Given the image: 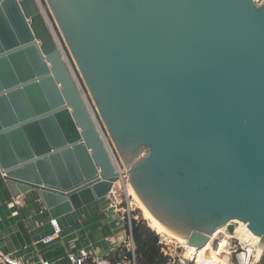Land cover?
Here are the masks:
<instances>
[{"label": "water", "instance_id": "water-1", "mask_svg": "<svg viewBox=\"0 0 264 264\" xmlns=\"http://www.w3.org/2000/svg\"><path fill=\"white\" fill-rule=\"evenodd\" d=\"M44 1L102 124L42 0H0V190L52 219L107 198L110 139L172 235L264 246V0Z\"/></svg>", "mask_w": 264, "mask_h": 264}, {"label": "crops", "instance_id": "crops-1", "mask_svg": "<svg viewBox=\"0 0 264 264\" xmlns=\"http://www.w3.org/2000/svg\"><path fill=\"white\" fill-rule=\"evenodd\" d=\"M112 196L57 219L62 233L51 243V217L35 192L10 201L0 190V254H10L24 264H71L68 255L86 249L93 261L123 257L129 231L123 206ZM89 261L87 264H94Z\"/></svg>", "mask_w": 264, "mask_h": 264}, {"label": "built area", "instance_id": "built-area-1", "mask_svg": "<svg viewBox=\"0 0 264 264\" xmlns=\"http://www.w3.org/2000/svg\"><path fill=\"white\" fill-rule=\"evenodd\" d=\"M48 20H49V24H50L51 28L53 29L54 33L58 37L61 49L66 54L68 62L70 63V65L74 69V67L71 63V60L68 57L67 52H66L65 48L63 47V44H62L61 40L59 39V36L56 32V29L54 26L55 24H53V22L49 18V16H48ZM78 84L82 90L83 95L85 96V98L89 102V104L91 103L92 109L94 111L93 113H95L96 117L100 121V119L97 115V111H96L95 107L92 105V102L90 100V96H89V94H87V90L82 85L79 78H78ZM110 146H111V143H110ZM111 148H112V146H111ZM112 150H113V148H112ZM113 153L115 155V158H117L114 150H113ZM116 162H117V166L119 168V172L122 175V184L123 185H121V186L124 189V193H127L128 192L127 191V180H128L127 170L124 168V166L122 165V163L120 162V160L118 158H117ZM119 187L120 186L118 184L116 186V188L113 189V191L110 194V196H112L114 198L115 207H117V208L120 204H122V200H123L122 199V193L119 191ZM127 195H129V194H127ZM126 200H127V207H123V210L125 213V219L127 221V230L129 231V238H128V241L125 243V245L122 246L123 257L122 258L117 257V259L106 258V259H100V260L93 261V258L91 257L90 253L86 249H80L78 252H71L68 255L67 258L71 264H87V263H89V261H93L94 264H136V255H135V249L136 248H135L133 238L131 236L132 217H133L132 216V209L130 206L131 202H130V199L128 196H127ZM50 223H51V226L53 228V234L44 239V243H48V244L51 243L55 237L59 236L62 233V228H61L57 219H51ZM158 236H159V244H161L163 246L164 251L170 256L169 264H176V260H177L176 256L179 257V255H177V254H178V250L180 251L181 247H178L176 245L175 240L169 238V236H166L165 234H159ZM211 242H212V240H211ZM241 242H243V241H240V244H241ZM123 247H126V250L132 254L131 260H129L127 258L126 253H125L126 250ZM234 253H235V263L234 264H261V263L264 264V250L262 252H259L255 247L248 245V243H245L244 245L243 244L240 245V248L236 249L234 251ZM0 264H24V263H22L20 260L16 259L14 256H12L10 254H0ZM39 264H51V262L46 261V260H41Z\"/></svg>", "mask_w": 264, "mask_h": 264}, {"label": "bare ground", "instance_id": "bare-ground-1", "mask_svg": "<svg viewBox=\"0 0 264 264\" xmlns=\"http://www.w3.org/2000/svg\"><path fill=\"white\" fill-rule=\"evenodd\" d=\"M127 191H128V194L133 197L135 202L142 209L145 219L150 222L151 226L153 227L154 230H156L158 234L167 233L169 235H166V234L165 235L169 236V238H171L170 236L175 237L176 239H178V241H182L184 242L183 244L187 245V242L185 240L172 235L149 214V212L142 205V203L140 202V200L138 199L137 195L134 193L132 188L128 185H127ZM233 223L235 225V229L232 233H229L226 227L220 228L212 236V242L210 241V243H208L203 248L199 249L197 247H190L187 245L188 246V252H187L188 257L193 260H196L197 264H227V262L222 259V253L225 252V253L230 254L228 251H226V247H227L226 238H229L232 236L237 237L238 239L242 240L244 243H248V245H251L252 247H255L259 252H262L264 250L263 249L264 246L262 245L261 238L259 236L253 234L251 237H249L247 234H245L248 228L247 224L243 222H239V221H235ZM221 235H226V238L225 237L220 238ZM216 242L217 244L218 243L220 244L219 249H216L213 246L214 244H216Z\"/></svg>", "mask_w": 264, "mask_h": 264}, {"label": "trees", "instance_id": "trees-1", "mask_svg": "<svg viewBox=\"0 0 264 264\" xmlns=\"http://www.w3.org/2000/svg\"><path fill=\"white\" fill-rule=\"evenodd\" d=\"M131 236L135 244L136 264H169L170 256L159 244V236L142 218L133 214ZM126 250V247H123ZM126 256L132 259V254L126 250ZM192 263V262H191ZM263 264V263H261Z\"/></svg>", "mask_w": 264, "mask_h": 264}, {"label": "rangeland", "instance_id": "rangeland-1", "mask_svg": "<svg viewBox=\"0 0 264 264\" xmlns=\"http://www.w3.org/2000/svg\"><path fill=\"white\" fill-rule=\"evenodd\" d=\"M42 2H43V4H44V7L46 8V10H47V12H48V14H49V18L52 20V22H53V24H55V22H54V20H53V18H52V16H51V14L49 13V10H48V7H47V5L45 4V1L44 0H42ZM55 26V29H56V32H57V34H58V36H59V39L61 40V42H62V44H63V47L65 48V50H66V52H67V55H68V57L70 58V60H71V63H72V65H73V67H74V69L76 70V72L78 73V78L80 79V82L82 83V85L84 86V83H83V81H82V79L80 78V74H79V72H78V70H77V67H76V65H75V62H74V60H73V58L71 57V55H70V53H69V51H68V49H67V46H66V44H65V42H64V40H63V38H62V36H61V34H60V32H59V30H58V28L56 27V24L54 25ZM85 87V86H84ZM86 89V88H85ZM87 94H88V91H87ZM95 107V106H94ZM96 109V108H95ZM98 115V114H97ZM99 117V116H98ZM100 119V118H99ZM100 123H101V121H100ZM102 124V123H101ZM109 141H110V143H111V146H112V148H113V150H114V152H115V154H116V156H117V158H118V155H117V153H116V151H115V148H114V146H113V144H112V141L109 139ZM125 168V167H124ZM122 183H119V191L122 193V205L121 206H123V207H127V196L129 197V199H130V202H131V204H130V206H131V209H132V216H133V214L134 215H136L137 216V218H142V219H144V220H146L145 219V216H144V213H143V211H142V209L139 207V205L135 202V200L133 199V197L132 196H130V195H127L128 194V192L127 193H124V189L122 188ZM147 221V220H146ZM147 223H148V225L153 229V227L151 226V224H150V222L149 221H147ZM154 230V229H153ZM156 231V230H155ZM157 233V232H156ZM163 234H166V235H169V234H167V233H163ZM157 235H159L158 233H157ZM171 237V239H174L175 240V242H176V245L178 246V247H181V249H180V251L178 250V254L177 255H179V257L178 256H176V258H177V260H176V264H197V262H196V260H193V259H191V258H189L188 257V255H187V252H188V246L187 245H185V244H183L184 242H182V241H178V239H176L175 237H172V236H170ZM226 238V235H221L220 236V238ZM226 240H227V242H226V251H228L230 254H228V253H222V259L223 260H225L226 262H227V264H234L235 263V253H234V251L236 250V249H238V248H240V245H244L245 243L244 242H241V244H240V241H242V240H240V239H238L237 237H234V236H232V237H229V238H226ZM214 246V248H216V249H219L220 248V244L218 243V244H214L213 245ZM175 258V259H176ZM192 262V263H191Z\"/></svg>", "mask_w": 264, "mask_h": 264}]
</instances>
